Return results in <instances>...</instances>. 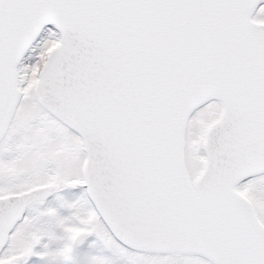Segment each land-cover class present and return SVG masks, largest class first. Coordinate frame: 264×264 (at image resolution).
I'll return each mask as SVG.
<instances>
[{"label": "snow or ice", "instance_id": "obj_1", "mask_svg": "<svg viewBox=\"0 0 264 264\" xmlns=\"http://www.w3.org/2000/svg\"><path fill=\"white\" fill-rule=\"evenodd\" d=\"M0 264H264V0H0Z\"/></svg>", "mask_w": 264, "mask_h": 264}]
</instances>
